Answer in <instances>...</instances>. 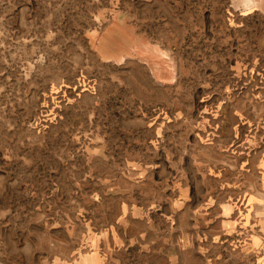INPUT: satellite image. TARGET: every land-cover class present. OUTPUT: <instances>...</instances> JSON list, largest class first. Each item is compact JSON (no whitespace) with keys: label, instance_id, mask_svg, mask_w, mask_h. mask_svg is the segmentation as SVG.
Here are the masks:
<instances>
[{"label":"rangeland","instance_id":"374dc122","mask_svg":"<svg viewBox=\"0 0 264 264\" xmlns=\"http://www.w3.org/2000/svg\"><path fill=\"white\" fill-rule=\"evenodd\" d=\"M0 264H264V0H0Z\"/></svg>","mask_w":264,"mask_h":264}]
</instances>
